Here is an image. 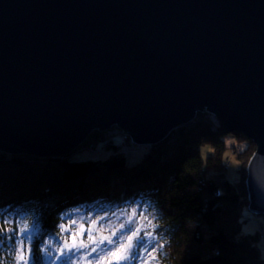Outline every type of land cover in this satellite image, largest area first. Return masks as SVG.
I'll return each mask as SVG.
<instances>
[{
    "label": "water",
    "instance_id": "water-1",
    "mask_svg": "<svg viewBox=\"0 0 264 264\" xmlns=\"http://www.w3.org/2000/svg\"><path fill=\"white\" fill-rule=\"evenodd\" d=\"M203 110L257 144L264 216V0H0V152L66 157L113 127L158 144Z\"/></svg>",
    "mask_w": 264,
    "mask_h": 264
},
{
    "label": "trees",
    "instance_id": "trees-1",
    "mask_svg": "<svg viewBox=\"0 0 264 264\" xmlns=\"http://www.w3.org/2000/svg\"><path fill=\"white\" fill-rule=\"evenodd\" d=\"M231 133L235 142L245 143L235 152L242 163L237 182L225 169ZM105 136L94 131L83 148L61 158L0 152V264H14L23 237L13 230L25 224L33 236L30 264H62L54 254L47 259L42 245L61 242L59 226L69 215L132 205L153 215L149 231L157 237L153 243L163 245L150 256L143 252L141 264H264L260 231L242 229L249 206L245 161L256 150L253 141L228 132L207 110L137 156ZM100 144L111 150L108 156L84 155ZM206 145L213 153L204 158Z\"/></svg>",
    "mask_w": 264,
    "mask_h": 264
},
{
    "label": "rangeland",
    "instance_id": "rangeland-1",
    "mask_svg": "<svg viewBox=\"0 0 264 264\" xmlns=\"http://www.w3.org/2000/svg\"><path fill=\"white\" fill-rule=\"evenodd\" d=\"M104 134L106 135L105 136L106 138L109 137L107 140H109V139L114 140L115 143L120 142L119 146H120L121 150L123 152L127 153L130 157L131 156H137V155L143 153L145 151L143 149H147L149 146H151V144L138 145V144L134 143L131 140V137H129V135H127V133H125L124 131H122L121 129L116 128V127H113L112 129L107 130L106 132H104ZM230 139H233V140H230ZM249 140H251V139H249ZM251 141H253V140H251ZM85 144H86V142L80 148H83L85 146ZM255 145H256V149H257V144L255 143ZM229 146H230V149L227 152V165H226L225 169L227 171V177L231 181L237 182L240 180V175H241L240 169L242 167V163L240 160L237 159L235 152L236 151L239 152V151L243 150L245 148V143L244 142L243 143L235 142L234 138L232 136V133H231L230 138H229ZM139 147H141V148H139ZM80 148H78L76 151H78ZM136 148H139V149H136ZM202 150H203L204 158L209 157L213 153V149L209 145L203 146ZM76 151H74V153ZM110 152H111L110 149H108L106 147L104 148L100 144L97 147L91 148V150L90 149L84 150V155L103 158V157L108 156ZM255 152H256V150H255ZM250 160L251 159H249L248 162L245 161L246 162V164H245L246 170L248 168ZM247 175H248V173H247ZM246 179H247V177H246ZM144 207L145 206H142V205H139V206L138 205H132V206L124 207L121 209H115L112 212H105V213H100L97 215L96 214L91 215V214H87V213H83V212L73 213L72 215H69V217L67 218V223H66L65 227L68 228L69 231H63V236H62L61 242L59 244H53L51 241H48L46 245L50 244L49 251L52 253V255L53 254H54V256L59 255V253L56 252V248L58 246H61L64 243L65 239L68 240V243H71L72 242L71 241L72 232H76L77 233L76 240L79 241V240L83 239L85 242L89 243V250H90L91 247L95 246V245H92L91 242L87 241V235H88L87 230L90 227L92 230V234L97 237V240H99V238L101 236H108V237H111L113 240H117L119 238V236L121 234H123V235H125V240L123 242L125 244H127L126 236L128 235V233L126 232V229H127L128 225H127L126 221H128L129 217H131L134 227H138L140 225L145 226L144 228H142L141 233L138 234L139 236H143L145 231L150 232L149 229H151V226H152L153 215L150 212H147L149 210L147 208H146L147 210L144 209ZM133 209H135V215H133ZM72 220H75L76 223H74V224L71 223ZM242 220H243L242 229H243L244 233H254L256 231H260V234H261V230L264 228V216L263 215L253 214L249 210V206H248L244 210ZM93 221H95L94 226L92 225ZM149 221H151V223H149ZM122 223L125 224V230H121L119 228V225ZM80 224H83L84 229H85V231L83 233V237H81L80 231H79V225ZM9 228L11 229V227H9ZM113 233H116V235H113ZM262 234H263V232H262ZM135 240H136V237H133V241H135ZM106 244H107V242H105V245ZM259 246L262 250V255L264 257V234L261 237ZM108 247L114 248L115 245H109ZM86 251H88V250H82L81 253H77L76 255L77 256L82 255ZM17 252H18V248H17ZM18 254H19V252H18ZM147 254H148V256H150L152 254V250L149 249V252H147ZM49 257L50 256H48L47 259ZM88 259L93 260L95 262L97 260V253H93L92 256L88 257ZM109 261L111 262V264H118L115 256H109L105 260L100 261L99 264H109ZM58 262L59 263L61 262L63 264L62 260L57 261V263ZM119 264H124V262L121 261V262H119ZM133 264H141V260L135 261V262H133Z\"/></svg>",
    "mask_w": 264,
    "mask_h": 264
},
{
    "label": "snow or ice",
    "instance_id": "snow-or-ice-1",
    "mask_svg": "<svg viewBox=\"0 0 264 264\" xmlns=\"http://www.w3.org/2000/svg\"><path fill=\"white\" fill-rule=\"evenodd\" d=\"M133 215H135V209H133ZM71 223H76L75 220H72ZM128 227L126 232L128 235L126 236L127 244L123 241L125 240V235L121 234L117 240H113L108 236H101L99 240L97 237L92 234L91 227L87 230V241L91 242L94 247H91L89 250V243L85 242L83 239L77 241L76 240V232H72L71 235V243H68V240L65 239L64 243L61 246L56 248V252L59 255L53 257L54 261H63V264H99L100 261L105 260L109 256H115L116 260L119 262H124V264H133L135 261H140L142 259L143 252H149V249L155 251L157 247L162 248L163 245H157L153 243L157 239L156 236L153 235V232L145 231L143 236H139L144 225H140L138 227H134L132 223L131 217H129L128 221H126ZM151 223V221H149ZM92 225H95V221L92 222ZM61 231H69L68 228L62 223L60 224ZM121 230H125V224L122 223L119 225ZM19 236L23 237V239H19L17 243L18 248V258L14 261V264H30L32 261V249L31 244L33 241V236L30 234L31 230L27 224H25L22 228L18 230ZM79 231L81 237H83V233L85 231L83 224L79 225ZM116 235V233H113ZM133 237H136V240L133 241ZM9 240L12 239L11 236L8 237ZM105 242L107 244L105 245ZM27 245V247H25ZM109 245H115L114 248L108 247ZM49 245H42V251L48 255L52 256V253L49 251ZM82 250H88L84 252L82 255L77 256V253H81ZM25 252L27 255H25ZM93 253H97V260L94 262L93 260L88 259V257L92 256ZM150 254V253H149ZM109 264L111 262L109 261ZM146 264V262H145Z\"/></svg>",
    "mask_w": 264,
    "mask_h": 264
},
{
    "label": "bare ground",
    "instance_id": "bare-ground-1",
    "mask_svg": "<svg viewBox=\"0 0 264 264\" xmlns=\"http://www.w3.org/2000/svg\"><path fill=\"white\" fill-rule=\"evenodd\" d=\"M37 158H46V157H37ZM58 158H61V157H58ZM262 232H263V234H264V228L261 230V237L263 236ZM152 252H153V251H152Z\"/></svg>",
    "mask_w": 264,
    "mask_h": 264
}]
</instances>
